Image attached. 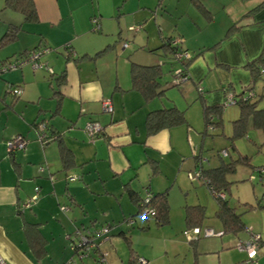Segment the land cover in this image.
I'll use <instances>...</instances> for the list:
<instances>
[{"label": "crops", "instance_id": "1", "mask_svg": "<svg viewBox=\"0 0 264 264\" xmlns=\"http://www.w3.org/2000/svg\"><path fill=\"white\" fill-rule=\"evenodd\" d=\"M198 2L210 12L211 19L198 11L192 0L181 1L178 16L190 25L189 31L201 33L216 18L219 24L187 45V33L178 32L184 34V43L178 38V44L194 55L187 66L189 79L184 82L198 89L186 85L183 93L179 87L185 98L178 101L169 74L164 82L161 80L163 94L151 100L131 88L132 59L123 51L128 45L123 47L122 42L115 47L120 28L118 38L111 43L109 36L116 28L111 22L104 23L99 0H33L34 21L0 0V37L7 30L13 31L9 41L0 42V62H5L2 66L15 65L7 69L15 70L0 77V254L5 264H65L71 260L65 235L77 228L92 230L110 225L107 235L96 238L99 253L98 243L109 240L110 234L130 240L123 223L137 212L130 192L139 198L148 191H165L168 203L170 199L173 202L175 195L168 196V190L175 187L179 172L203 168L197 158L202 133L184 115L187 124L149 134L145 118L150 110L173 104L184 111L198 96L209 105L219 104L231 92L244 97L250 92L248 97L255 102L264 97V74L253 78L248 67L257 57L264 59V0ZM149 4L138 0L132 9L134 22L143 23L144 28L143 32L136 31L132 40L154 51L164 38L172 36L151 17ZM121 6H117V17L129 12ZM94 15L99 17L97 31L91 29ZM66 44L71 54L61 47ZM36 49L41 50L38 60L49 65L53 73L34 69L25 61ZM11 87L19 88L20 93L13 94L8 89ZM106 98L111 100L112 112L102 109ZM201 110L196 108L194 112L200 114ZM88 120L102 124L101 135L89 138L84 130ZM38 122H44L49 136L60 137L40 142L35 131ZM17 134L28 139L26 147L8 153L5 141ZM63 151L69 159L66 168H62ZM73 174L79 178L67 181L65 176ZM36 186L39 191L35 202L22 207ZM183 201V206L190 204ZM55 240L62 257L50 249ZM194 243L168 239L166 253L150 264H199ZM92 253L97 256V251ZM135 255L138 253L131 248L130 257Z\"/></svg>", "mask_w": 264, "mask_h": 264}, {"label": "rangeland", "instance_id": "2", "mask_svg": "<svg viewBox=\"0 0 264 264\" xmlns=\"http://www.w3.org/2000/svg\"><path fill=\"white\" fill-rule=\"evenodd\" d=\"M68 1L72 2L73 0ZM92 1L94 2V0ZM147 1L150 3L149 7L152 8L151 12H149L151 17H154L159 22L163 31H169L172 40L179 38L184 43V34L178 35V32L182 30L187 33L185 38L186 45L187 43L197 41L198 38L202 37L200 34H204L206 30L219 24L216 18L217 20L215 19L208 23L201 33L190 32V25L183 22L182 18L180 19L178 16L181 9L180 2H184L185 0ZM99 2L102 7V17L105 19L104 23L109 24L111 22L116 28V31L112 32L111 35L109 34L111 43H115V40L118 38L117 31L120 28L121 37L115 47H118L122 42H126L128 47L123 50L124 53H129L130 58L139 63L153 64L164 61L161 65L164 74L160 80L164 82L167 74L173 80L174 73L180 65L179 61L174 60L173 56H165L161 47L151 51L145 47H140L137 41L132 40L134 33L144 31V28L137 32L128 29L130 25L139 23L134 22L133 18L136 14L132 10L137 6L138 0H99ZM121 4H123L125 10L129 11L119 16L122 19L117 17V6L119 5V9H121ZM148 11L150 10L148 9ZM152 18H150L151 21ZM61 47L63 48L64 46L62 45ZM157 50L158 52H156ZM11 70L15 69L2 72L0 77ZM258 81V85H261V80ZM169 82L171 81L169 80ZM186 85H189V83L181 82L178 85L172 86L174 90H177L175 95L178 101H184L183 86ZM189 86L195 89V86ZM179 87L182 88L180 90L183 93L178 90ZM200 92L198 91L201 95L206 94L204 91ZM212 94L213 91L210 92L211 97H213ZM199 98L198 96L184 110L187 120L190 119V123L195 125L202 133L201 141L203 144L201 152L197 157L200 158L205 169L231 162L233 169L225 174V195L228 204L240 215L243 228L235 233L225 232L221 235L205 236L202 233L199 234V238L196 241L199 251L197 261L199 264L215 263V261L219 264H264V173H260L259 171L261 167H264V130L253 126L249 117L241 132L235 134L233 120L240 114L237 104L224 106L221 108L219 116L212 113L214 122H217L216 117H219L218 126L212 127L210 123L205 125L204 112L202 110L200 114L194 112L196 108L203 109ZM257 98L259 97L251 99ZM256 105L258 108H264V97L259 98ZM189 114L192 115L190 118L188 117ZM224 148H227L228 152L221 154ZM218 151H220L222 158L219 157ZM191 155H194L193 152ZM240 157H246V162L239 160L238 158ZM197 169H200V167ZM188 171L179 172L175 187L168 190V196L175 195V197L173 202L171 199L169 201V221L167 223L158 225L150 214H148L147 218L139 214L134 215L133 225L129 224L126 220L123 221L126 234L130 233L131 235L130 240L120 235L110 234L109 240L99 241L100 253H102V258L104 259L103 263L91 252L89 255L79 259L78 254L72 250L71 240L66 238L68 242H65V246L68 258L74 259L75 264H133L135 257L140 256L146 258L150 263L157 256L166 253L164 252L166 240L183 241L185 244L188 242L184 230L190 227L188 228L185 222L184 201L181 202V200H186L190 204H200L203 206L201 228L212 227L216 231L224 230L221 221L216 215L218 203L215 195L204 183L203 177L195 175V169ZM189 174L193 179L190 178ZM174 191L175 193H173ZM142 224L145 225L144 228H140ZM250 232L260 235V240L253 248L252 253L246 249L240 250L238 248V243H244L250 239ZM50 247L58 256L62 257L63 253L60 251V246L56 240ZM131 248L138 253L133 258L130 257Z\"/></svg>", "mask_w": 264, "mask_h": 264}, {"label": "trees", "instance_id": "3", "mask_svg": "<svg viewBox=\"0 0 264 264\" xmlns=\"http://www.w3.org/2000/svg\"><path fill=\"white\" fill-rule=\"evenodd\" d=\"M192 4L202 15L205 16L207 20L211 19L210 12L201 3H199L198 0H192ZM5 6L8 7L10 6L14 9L20 10L24 14V17L29 21H34L37 19L33 0H5ZM93 17H96L97 20H99V17L97 15H94ZM92 26H93V22H92ZM12 35H13V31L10 30L5 31L3 35L0 37V42L4 43L6 41H9ZM64 47L66 50H69L70 48L68 44H66ZM160 47L165 56H173L174 60H175L174 54L177 50L182 49L187 52L186 48L183 49L179 44L172 43L171 37L164 38L162 41V45ZM199 53L200 52H197L196 55ZM193 58L194 55L189 54L188 58L177 60L180 62L178 68H180L182 74L186 76L187 80L189 79V76L186 73L187 66ZM1 62H0V67L5 63L3 61ZM248 67L253 78L261 75L262 73H260V70L264 68V59H262L261 56H259L256 59L249 62ZM129 74L131 79V88L140 92V94L145 100H151L152 98L158 97L159 95L163 94L164 88H162L161 80H160L162 76V68L160 63L157 62L153 64H143L133 60H129ZM178 84L179 83L173 82V85H178ZM234 97L236 99L235 104L239 106V110H240L239 116L233 120L234 123L233 127L235 129V134L241 132V129L244 128L246 121L248 120L249 117L251 118V122L253 126H255L256 128H261V130H264V108H256L255 101H251L249 97L244 98V96L240 93L238 95H234ZM200 98L204 110L203 112L205 117V125H208L210 123L212 127L218 126L219 117H216L217 122H214V117L212 113L219 116L221 108H223V103L209 105L205 103L204 98L202 99L201 96ZM98 123L101 124L100 122ZM182 124H187L186 118L184 116V111L173 104L169 106H162L156 109H152L147 113L145 118V125L147 128V133L149 134L155 133L162 128H170ZM101 134L102 131L98 135ZM48 137H49L48 140H50L53 137H55V139L56 138L58 139L60 135H55V136L48 135ZM224 149L228 152L227 148ZM217 153L219 157L222 158L221 155L222 153L220 154V151H218ZM238 159L246 162V157H240ZM61 160L63 164L62 168L68 167L69 159L67 153L64 151L61 152ZM232 169L233 166L231 162L226 163L224 165L214 166L206 169L202 168V166L200 167L201 174L204 177L203 179L204 183H206V185L210 188L212 193L215 195V198L217 199L218 208L216 211V215L218 219L221 221L222 227L224 229L221 230L222 231L221 234L225 232L235 233L243 228L240 215L235 211V209L232 206L228 204L225 195V189H226L225 174L226 172L231 171ZM260 173H264V172H260ZM70 176L71 175L65 176L67 181L75 180V179H69ZM219 193H223L224 195L220 196ZM129 195L131 199L134 200L135 203L137 204V212L134 214L137 215L140 208L142 207L141 200L144 197L140 196L138 198L136 196L137 197L136 198L132 192H130ZM148 198L149 200L148 202L145 203V205L152 209L150 215L152 216L153 220L158 225L167 223L169 221V203L167 200L166 192L163 191L161 193H155V194L149 192ZM202 207L203 206L200 204H187L184 206L185 222L188 228L193 226L200 227L203 217ZM147 217L148 215L145 216V218ZM198 238L199 236H196L195 238H192L188 242L194 243L198 240ZM126 239L128 240V237H126Z\"/></svg>", "mask_w": 264, "mask_h": 264}, {"label": "built area", "instance_id": "4", "mask_svg": "<svg viewBox=\"0 0 264 264\" xmlns=\"http://www.w3.org/2000/svg\"><path fill=\"white\" fill-rule=\"evenodd\" d=\"M92 22H93V26L92 29L93 30H97L99 29V22L97 20L96 17L92 18ZM142 24L138 23L135 25H130L128 27L129 30L132 31H138L139 29H141ZM178 38H175L174 40H172V43L174 44H178ZM122 46L125 47L127 46L126 42L122 43ZM68 51H72L70 48ZM41 50H33L31 51L30 54H27L26 56V60L25 61H29L31 63V66L34 69L37 68H45L46 71H48L49 73H52V68L47 65L46 63L40 62L38 60L39 55H40ZM189 57L188 52L184 51V50H177L174 54V58L176 60H180V59H186ZM11 67H15V65H11V64H6L5 66H1L0 67V73L3 71H6L8 68ZM260 73L264 74V68H262L260 70ZM186 76L182 74L180 68H177L174 76H173V81L176 83H181L184 82L186 80ZM13 94H19L20 93V89L19 88H8ZM249 95H251V93L249 92L244 98L248 97ZM236 99L234 97V93H228L226 95V98L223 102V107L228 105V104H235ZM102 109L103 111L106 112H112V104H111V100L110 98H106L102 100ZM84 130L87 133V135L89 136V138L94 137L95 135H98L102 130L103 127L101 126V124H99L97 121H93V120H89L85 123L84 126ZM35 131H36V135H37V139L40 142H47L48 140V134L45 131V124L44 122H38L35 125ZM28 142V139L21 135V134H17L14 135L10 138H8L5 141V146H6V151L12 152L14 150H23L26 147V144ZM222 154H226L227 151L225 149L222 150L221 152ZM43 169V166H40V170ZM260 172H264V167H261ZM196 176L198 177H203L201 174V170L197 169ZM190 178L193 179V177L189 174ZM78 178L77 175H71L69 177V179H76ZM204 178V177H203ZM35 193L28 199H26L23 203H22V207H26V206H30L33 202H35L37 195H38V187L36 186L35 188ZM220 196H223V193H219ZM149 192H147V194L144 196V198L141 200V204L142 207L140 208L139 212L137 214L141 215L142 217H145L148 214H151V208L147 207L145 205L146 202H148L149 198ZM61 209H65V206H60ZM126 221L129 224H132L134 221V217L130 216L126 219ZM110 230V225L109 224H105L102 225L99 228H94V229H85V230H81L79 228H77L76 230L73 231V233L71 234H67L66 238L71 240V247L73 252L78 254V258L81 259L84 256H87L90 254V252L92 253V251H97V256L96 258H98V260L103 263L104 259L102 258V253H99L98 248H97V244H96V238L101 236V235H107L108 231ZM184 233L186 234L188 240H191L192 238H195L196 236H198L199 234H203L205 236L208 235H221L222 231H216L215 229H213L212 227H204L201 228L199 226H193L190 227L189 229H185ZM250 239H248L246 242L244 243H238V248L240 250L246 249L248 250L250 253L253 252V248L255 247V245L257 244V242L260 240V235L258 233H254V232H250ZM72 236V237H70ZM0 264H5V260L3 258V256L0 254ZM65 264H75L74 259H71L70 261H68ZM135 264H150L149 261L144 258V257H140V256H136L135 257Z\"/></svg>", "mask_w": 264, "mask_h": 264}, {"label": "clouds", "instance_id": "5", "mask_svg": "<svg viewBox=\"0 0 264 264\" xmlns=\"http://www.w3.org/2000/svg\"><path fill=\"white\" fill-rule=\"evenodd\" d=\"M187 80V79H186Z\"/></svg>", "mask_w": 264, "mask_h": 264}, {"label": "water", "instance_id": "6", "mask_svg": "<svg viewBox=\"0 0 264 264\" xmlns=\"http://www.w3.org/2000/svg\"><path fill=\"white\" fill-rule=\"evenodd\" d=\"M89 121V120H88Z\"/></svg>", "mask_w": 264, "mask_h": 264}]
</instances>
